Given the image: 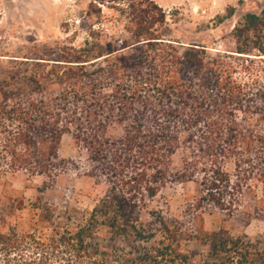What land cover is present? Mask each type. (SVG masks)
I'll use <instances>...</instances> for the list:
<instances>
[{
  "label": "trees",
  "instance_id": "1",
  "mask_svg": "<svg viewBox=\"0 0 264 264\" xmlns=\"http://www.w3.org/2000/svg\"><path fill=\"white\" fill-rule=\"evenodd\" d=\"M109 1L119 5L110 30L126 38L38 58L45 61L37 62L39 69L11 79L10 91L0 95V181L17 172L42 176L37 192L44 194L71 170L105 181L108 195L76 233L0 234L3 264H51L58 258L60 264H99L86 239L98 225L132 242L124 264H201L192 245L209 247L212 263L202 264H264V251L253 254L249 243L226 230L206 233L153 214L145 224L139 221L140 205L159 191L158 180L148 182L151 171L157 179L182 183L211 172L214 179L201 183L203 199L220 209L232 203L223 197L228 162L236 175L259 176L264 185V11L238 21L235 51L229 52L176 45L166 12L153 0ZM114 125L122 134L113 139ZM65 134L86 158L60 157ZM181 149L187 162L166 170ZM203 159L212 165L199 171ZM152 241L157 245L148 246Z\"/></svg>",
  "mask_w": 264,
  "mask_h": 264
},
{
  "label": "rangeland",
  "instance_id": "2",
  "mask_svg": "<svg viewBox=\"0 0 264 264\" xmlns=\"http://www.w3.org/2000/svg\"><path fill=\"white\" fill-rule=\"evenodd\" d=\"M153 1L166 12L172 30L169 38L176 45L198 44L229 52L235 51L232 31L238 21L247 13L260 15L264 11V0ZM118 9L119 5L109 0H0V95L10 91L6 84L11 79L22 80L28 73L39 69L37 62L45 61L38 58L52 59L63 49L94 45L98 41L104 45L113 37L126 38L125 32L117 30L112 33L110 30L114 27L113 16L117 15ZM231 11L234 14L229 17ZM121 134L118 125L109 130L110 138H118ZM183 151L181 149L174 155L166 170L182 169L187 162ZM58 152L65 160L77 161L79 157H87L69 134L63 135ZM159 163L162 164L160 171L165 172L164 161ZM211 165L210 160L203 159L197 162V169L200 171ZM227 167L230 183L223 197L225 204L232 203L226 209L203 199L206 191L202 184L207 181L209 184L214 179L211 172H199L193 181L182 183L180 179L166 180L162 176L157 179L156 173L151 171L148 182L157 183L158 180L159 191L154 199L148 198L143 207L140 205L139 221L145 224L150 219L149 214H153L155 219L163 217L180 222L186 228L202 227L206 233L226 230L234 239L249 243V251L253 254L264 251L262 179L259 176L245 179L236 175L232 161ZM43 179L25 172L2 177L1 235H39L45 238L42 235L52 236L63 229L76 233V227L85 223V217L87 220V212L91 213L99 206L109 192L105 181L70 170L55 179L52 188L38 194ZM86 239L91 244L88 251L98 257L99 264H124L125 253L132 249V242L124 235L114 238L110 230L101 225ZM157 241L148 246L157 245ZM191 248L198 263H212L207 258V245H192ZM0 264H3L1 257ZM51 264H60L59 258Z\"/></svg>",
  "mask_w": 264,
  "mask_h": 264
}]
</instances>
